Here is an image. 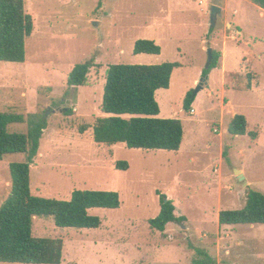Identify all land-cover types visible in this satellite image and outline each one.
Masks as SVG:
<instances>
[{"label":"rangeland","instance_id":"obj_1","mask_svg":"<svg viewBox=\"0 0 264 264\" xmlns=\"http://www.w3.org/2000/svg\"><path fill=\"white\" fill-rule=\"evenodd\" d=\"M25 7L34 32L25 63L0 62V113L46 118L31 168L32 193L70 201L77 190L116 192L121 200L119 209L90 211L101 219L99 229L58 228L52 217H38L34 237L63 240L61 264H193L195 248L215 264H264V225H219L220 211L244 207L250 190L264 193L262 9L252 0H25ZM212 7L221 10L215 25ZM140 40L154 41L161 54L135 55ZM210 49L221 54L220 65L203 84ZM90 59L96 66L86 85L69 89L75 65ZM165 63L181 67L170 88L156 93L157 118L182 122L181 149L97 144L93 126L107 117L108 67ZM189 93L195 102L186 113ZM236 115L247 119L245 136L228 132ZM9 130L27 133L28 126ZM24 161L23 154L0 161V208L11 194L10 165ZM119 162L128 170L117 169ZM235 170L244 171L247 186ZM158 194L173 201L175 215L186 222L172 223L164 233L152 230L149 222L161 211Z\"/></svg>","mask_w":264,"mask_h":264},{"label":"trees","instance_id":"obj_2","mask_svg":"<svg viewBox=\"0 0 264 264\" xmlns=\"http://www.w3.org/2000/svg\"><path fill=\"white\" fill-rule=\"evenodd\" d=\"M264 9V0H252ZM34 32V20L26 11L25 0H0V62L23 64L27 59L26 42ZM135 55H160L161 48L150 40L135 43ZM221 54L213 52V62L203 72L208 78L211 70L219 66ZM95 60L75 65L68 76V87L86 85ZM179 63L162 65H110L102 101V112L93 126V138L97 144L114 146L125 144L130 149L146 151H171L181 149L184 128L180 120L158 119L160 106L156 101L159 90L170 88L173 72ZM249 88L250 85H249ZM195 98L189 93L184 100V111L191 113ZM72 110L67 116L72 115ZM130 117V118H126ZM14 124H27V133L9 130ZM46 118L41 114L27 117L15 113H0V161L7 155L23 154L25 161L10 165L11 194L0 208V263L7 264H61L64 242L61 239L36 238L33 222L38 217H52L58 228L99 229L102 221L92 216L93 209L116 210L121 207L116 192L74 191L70 201H60L35 196L31 189V168L38 156L41 140L47 129ZM248 122L244 115H236L229 126L232 136H245ZM86 128H81V134ZM252 140L257 133H251ZM224 158L226 154H223ZM120 170H128L124 162L116 164ZM161 211L149 222L152 230L164 233L172 223H184L185 217L175 215L174 202L160 195ZM220 226L264 225V193L250 190L246 204L239 210L219 213ZM198 259L193 264H215V260L199 248ZM204 258L203 260L200 258Z\"/></svg>","mask_w":264,"mask_h":264},{"label":"water","instance_id":"obj_3","mask_svg":"<svg viewBox=\"0 0 264 264\" xmlns=\"http://www.w3.org/2000/svg\"><path fill=\"white\" fill-rule=\"evenodd\" d=\"M221 14V10L217 7H212V12H211V19H212V23L213 25H215V22H216V19L217 17ZM209 56H210V62H209V65H208V69L210 68V66L212 65V62H213V50L210 49L209 50ZM207 82V78L205 80H203V84H205ZM198 88V90L195 92L194 96L200 91L202 90V85ZM235 174H238L237 175V178L240 182H243V185L244 186H247V182L245 180V177L244 175L242 174L241 171H238V170H235Z\"/></svg>","mask_w":264,"mask_h":264},{"label":"crops","instance_id":"obj_4","mask_svg":"<svg viewBox=\"0 0 264 264\" xmlns=\"http://www.w3.org/2000/svg\"><path fill=\"white\" fill-rule=\"evenodd\" d=\"M260 9H261V8H260ZM261 11L264 12V9H262ZM222 61H223V59H222ZM219 65H220V64H219ZM218 67H219V66H218ZM222 71H223V70H222ZM226 76H227V75H226V72H225V73L223 72V77H225V81H227ZM234 117H235V116H234ZM234 117H233V118H234ZM243 175H245V174H244V171H243ZM167 227H168V226H167ZM166 229H167V228H166Z\"/></svg>","mask_w":264,"mask_h":264},{"label":"built area","instance_id":"obj_5","mask_svg":"<svg viewBox=\"0 0 264 264\" xmlns=\"http://www.w3.org/2000/svg\"><path fill=\"white\" fill-rule=\"evenodd\" d=\"M217 133V131H215Z\"/></svg>","mask_w":264,"mask_h":264}]
</instances>
